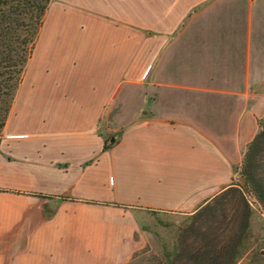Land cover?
<instances>
[{
  "label": "crops",
  "instance_id": "obj_1",
  "mask_svg": "<svg viewBox=\"0 0 264 264\" xmlns=\"http://www.w3.org/2000/svg\"><path fill=\"white\" fill-rule=\"evenodd\" d=\"M263 117L264 0H49L0 133V264L126 263Z\"/></svg>",
  "mask_w": 264,
  "mask_h": 264
},
{
  "label": "trees",
  "instance_id": "obj_2",
  "mask_svg": "<svg viewBox=\"0 0 264 264\" xmlns=\"http://www.w3.org/2000/svg\"><path fill=\"white\" fill-rule=\"evenodd\" d=\"M7 3V2H6ZM28 0H18V10L9 7L6 13H0V69L6 68L8 72L14 71L18 76L7 73L1 86L8 88L11 100L14 97L12 90H16L25 64L32 51L35 35L19 37L15 34L16 29L24 27L17 16L30 13ZM46 6H42L38 13V24L44 15ZM15 15V16H14ZM0 70V75H2ZM14 82H10V80ZM9 106L0 118V133L4 125ZM107 147V146H104ZM240 173L244 177L241 184L231 183L210 201L202 205L198 211L219 208L225 212L227 206L231 205V213L227 218L224 213V224L221 230L200 246L188 247L185 250L192 254L185 258L181 264H264V255L255 252L252 256L242 258L244 252L241 250L249 228L250 207L244 198V189L249 190L264 211V117L259 121V130L242 158ZM213 203H216L213 206ZM227 218V219H226ZM171 264H179L175 261Z\"/></svg>",
  "mask_w": 264,
  "mask_h": 264
},
{
  "label": "rangeland",
  "instance_id": "obj_3",
  "mask_svg": "<svg viewBox=\"0 0 264 264\" xmlns=\"http://www.w3.org/2000/svg\"><path fill=\"white\" fill-rule=\"evenodd\" d=\"M48 1L28 0L30 13L17 16L24 27L16 29L15 34L20 38L24 35L27 37L34 36V33H37L39 29L38 13L42 6H47ZM17 3L18 0H0V13H6L9 7L18 10ZM0 70L4 71L0 75L2 81L7 73H10L11 76H18L14 71L8 72L6 68ZM10 82H14V80L12 79ZM7 89L3 85L1 86L0 118L5 109L8 106L10 108L12 103L11 95ZM12 93L15 91L12 90ZM242 177L240 170H237L232 183L241 184L243 182ZM244 198L250 207L251 214L248 233L241 249L244 252L242 258L250 257L258 251L264 255V211L249 190L244 189ZM215 205L216 203H213V206ZM224 213L228 215V218L231 213V205L227 206L225 212L219 208L203 210L202 212L196 210L191 213L144 211L139 220L144 243L124 264H171L174 261L179 264L183 263L185 258L192 255L185 248L200 246L221 230L225 222Z\"/></svg>",
  "mask_w": 264,
  "mask_h": 264
},
{
  "label": "water",
  "instance_id": "obj_4",
  "mask_svg": "<svg viewBox=\"0 0 264 264\" xmlns=\"http://www.w3.org/2000/svg\"><path fill=\"white\" fill-rule=\"evenodd\" d=\"M243 178V180H244V177H242Z\"/></svg>",
  "mask_w": 264,
  "mask_h": 264
}]
</instances>
